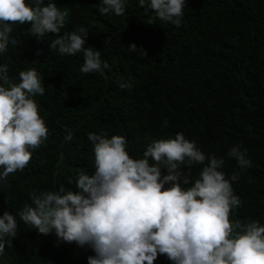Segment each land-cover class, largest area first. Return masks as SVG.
Segmentation results:
<instances>
[{
	"label": "trees",
	"instance_id": "16d2710c",
	"mask_svg": "<svg viewBox=\"0 0 264 264\" xmlns=\"http://www.w3.org/2000/svg\"><path fill=\"white\" fill-rule=\"evenodd\" d=\"M49 2L68 14L60 35L87 28L85 46L101 51L111 71L82 74V53L50 50L56 34L37 40L30 23L11 25L17 45L0 53V64L9 65L14 83L30 68L43 76L45 94L34 99L49 135L25 170L10 174L11 187L0 189V217L10 211L18 220L17 237L0 264H89L91 248L61 241L54 231L39 234L18 213L34 192L74 188L80 171H94L90 132L126 137L133 158H142L151 140L183 132L206 154L225 160L226 177L239 174L232 187L242 204L231 219L264 225V0H185L179 27L160 21L139 0H126L120 16L101 15V0L44 5ZM133 43L147 57L130 51ZM121 81L130 87L122 90ZM235 145L247 150L252 167L241 168L227 155ZM181 167L194 182L203 165ZM154 264L173 261L158 255Z\"/></svg>",
	"mask_w": 264,
	"mask_h": 264
},
{
	"label": "clouds",
	"instance_id": "9594fccd",
	"mask_svg": "<svg viewBox=\"0 0 264 264\" xmlns=\"http://www.w3.org/2000/svg\"><path fill=\"white\" fill-rule=\"evenodd\" d=\"M101 4V15L120 16L126 10V0H101ZM139 6L179 27L186 3L139 0ZM67 15L54 2L0 0V53L17 45L11 25L30 23L37 40L46 34L58 36L50 50L82 53V74L111 71L101 51L85 46L87 28L60 35ZM128 47L147 57L136 44ZM9 71L7 63L0 64V189L11 187L10 174L23 172L49 135L34 99L45 94L43 76L30 68L21 71L14 83ZM119 87L123 90L130 84L121 81ZM66 133L64 140L70 142L72 130ZM88 140L93 145L94 171H80L74 188L60 185L58 190L34 192L31 203L18 213L20 221L39 234L54 231L61 241L91 248L95 255L88 257L89 264H154L158 255H166L173 264H264V225L259 220L231 219L232 210L242 204L232 187L239 174L226 177L223 158L206 154L183 132L151 140L142 158L130 156L122 135L109 138L104 131L90 132ZM246 152L235 145L227 155L241 168H250ZM182 165H203L199 178L193 182ZM17 232V216L5 211L0 217V255Z\"/></svg>",
	"mask_w": 264,
	"mask_h": 264
}]
</instances>
